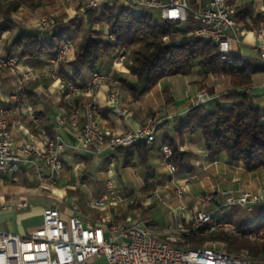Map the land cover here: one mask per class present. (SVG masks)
I'll list each match as a JSON object with an SVG mask.
<instances>
[{"label":"built area","instance_id":"2783aa9c","mask_svg":"<svg viewBox=\"0 0 264 264\" xmlns=\"http://www.w3.org/2000/svg\"><path fill=\"white\" fill-rule=\"evenodd\" d=\"M70 5V11L78 17L86 18L90 11L100 12L107 4H119L128 8L159 11L163 20L176 21L187 27L193 18L188 34L209 39L219 47L220 57L230 58L232 51L244 40L245 30L237 19L238 7L230 0H205L193 9L192 0H64ZM75 5V6H74ZM78 6V8H76ZM40 33H53L56 28L54 17L41 16L36 23ZM19 27L13 25L10 34ZM110 40L116 36L107 32ZM258 55L264 60V21L254 30L251 42ZM75 48L73 38L65 40L62 48L54 56L47 58L44 71L34 66L24 69L20 65V54L0 51V66L18 77L10 99L15 106L0 107V170L13 173L23 162L31 161L32 156L39 158L38 175L42 183L56 184L64 169L63 155L68 143L64 135L56 130L49 133L42 127V119L28 108V84L46 73L52 84L74 96H84L78 106H74L68 115L57 116V126L75 123L83 116L84 124L80 128L74 147H92L96 152L103 149L118 150L133 147L139 141L152 143L156 139L158 123L150 118L137 128L122 133H112L100 127L97 118L100 109L99 87L108 86L105 104L123 117H130L134 111L123 99V83L113 72L97 70L84 82H76L72 73H63L62 65L70 61ZM114 64L124 65L130 57L126 46L111 54ZM252 92L251 88H247ZM206 89L196 95V104H207L215 99ZM17 109H28V117L34 127L40 130L43 148L30 144L16 147L11 139L14 127H23L22 117L11 119ZM160 157L167 167L171 181L176 185V195L183 198L187 181L177 177L178 169L174 162V150L169 143H163ZM41 162V163H40ZM142 198L139 193L119 191L116 180L109 178L107 191L91 200L94 207L104 209L109 205L118 206L136 204ZM264 203V186L257 191L234 193L227 189L205 191L199 199V207L190 221L170 224L163 228L148 225L144 220L109 221L108 226L92 223L84 217L77 205L70 206L73 213L65 214L58 206H49L44 210L42 226L29 235H20L0 229V264H84L89 259L104 255L110 264H264V256L254 255L243 248L230 251L224 244L206 241L195 245L189 237L202 236L213 232H225L238 238L254 242L264 241V222L258 227L243 228L236 221L226 218L225 214L234 208L251 213L255 206ZM18 207H26L28 202L22 198ZM185 208V205H182Z\"/></svg>","mask_w":264,"mask_h":264},{"label":"crops","instance_id":"0c3cea01","mask_svg":"<svg viewBox=\"0 0 264 264\" xmlns=\"http://www.w3.org/2000/svg\"><path fill=\"white\" fill-rule=\"evenodd\" d=\"M203 1L205 0H192V8L197 9ZM245 2H247L246 5H250L249 14L243 19L240 15L242 7L237 13L238 22L245 30L242 34L244 42L236 48L241 49L245 55L258 56L251 42L256 17L261 14L262 21H264V0H246ZM23 9L28 8L22 7L20 10ZM151 14L153 18L158 16L162 20L159 11H152ZM191 21L193 23V20ZM23 28L36 30V27ZM105 30L107 32L110 30L108 25ZM51 34L45 33V39L49 40ZM14 35L10 38V30H8L0 36V51L6 54L21 53V49L13 45ZM47 58H42V63L37 65L27 63L21 58L20 65L23 69L27 66H34L44 71ZM193 69L190 74L186 75H167L151 90L137 95L123 84V99L131 105L134 111L130 117L117 115L112 107L105 104L104 98L108 89L106 84H102L98 89L100 109L97 121L104 130L122 133L139 127L150 118L158 123L156 139L152 143L147 142L151 146L147 164L141 160L135 146L118 150L103 149L98 153L92 147H74L79 130L84 124L83 116H80L75 123L62 127L57 126L56 120L60 114L68 115L69 111L74 106H78L85 97L63 92L58 84H52V80L46 73L30 82L28 84V108L42 119V127L46 131L54 133L58 130L68 143L63 155L64 169L56 184L42 183L38 175L39 158L35 155L32 156L31 161L23 162L13 173L0 170V229L20 235H29L42 226L46 207L58 206L65 214H71L73 212L70 206L74 204L84 213L87 220L92 223L98 221L97 223L104 227L108 226L109 221L130 218L131 220H144L148 225L163 228L178 221H190L199 207L201 195L206 190L227 189L240 193L257 191L263 187L264 167L248 170L243 162L232 161L226 152L211 153L205 145L201 131L192 132L186 129L183 134H180L177 130L179 125L187 121L189 109L196 105V95L202 90L198 85L202 82L212 84L216 77L199 66ZM99 70L113 72L121 81L127 79L133 83L137 82L136 77L130 72L128 62L115 66L110 54L103 58ZM73 71L71 61L62 65L63 73H73ZM221 77L224 79L225 88H208L216 98L233 89L229 78ZM17 79L18 77L10 73L7 68L0 66V107L15 106L10 99V93L15 88ZM253 79L254 85L251 88L253 99L257 105L263 106L264 72L255 74ZM221 102L224 101L221 100ZM17 111L12 114L11 119L22 117L24 126L13 128L11 133L13 144L16 147L30 144L35 148H43L44 143L40 130L34 127L28 117V109H17ZM160 129H162L161 134L158 133ZM181 138L180 150L188 154L190 162L177 173L180 180L187 181L183 198L177 197L176 185L171 181L168 169L160 157L163 143H169L168 140L178 142ZM128 158L129 164H127ZM151 173H153V178H150ZM109 178L116 180L119 191L127 194L139 193L142 198L138 199L136 204L131 205L121 203L118 206L109 205L104 209L94 207L91 200L107 191ZM22 198L27 200L28 205L20 208L17 204ZM183 204L185 208H182ZM30 207H38L37 216H33L31 211L27 210ZM225 217L236 221L243 228L258 227L264 222V203L256 205L251 213L241 212L240 208H234L228 211ZM209 241L224 244L228 249L226 241ZM261 255L264 256V254ZM84 264H110V262L106 256L100 255L89 259Z\"/></svg>","mask_w":264,"mask_h":264},{"label":"trees","instance_id":"16d2710c","mask_svg":"<svg viewBox=\"0 0 264 264\" xmlns=\"http://www.w3.org/2000/svg\"><path fill=\"white\" fill-rule=\"evenodd\" d=\"M57 1L0 0V36L13 28L12 17L21 7L37 9ZM249 8L247 4L240 12L243 19L249 14ZM95 12L90 13L89 22L92 26L106 23L116 41L110 40L101 30L85 29L84 20L75 18L68 24L58 25L49 40L45 39V33L20 27L13 37V45L21 49L20 58L37 65L42 63V58L56 55L73 32L84 31L76 57L71 62L74 68L71 78L76 82L86 81L92 72L99 70L106 55L126 46L130 50V72L137 82L127 79L122 82L135 95L151 90L167 75L190 74L195 66L207 73L227 77L233 89L207 104L192 106L187 121L177 130L180 134L186 129L201 131L211 153L226 152L232 161L243 162L248 170L264 167V105H257L253 93L247 91L254 85L253 76L264 72V60L259 55H245L241 49L235 48L229 59H222L215 42L188 34L192 21L187 27L170 20L157 22L149 10H133L116 3L107 4L100 13ZM190 17L192 20V14ZM261 18L263 16L259 14L255 22ZM168 142L174 150L177 169L183 170L190 162L188 154L180 150L182 138L178 142ZM135 147L141 160L147 164L150 144L142 140ZM189 240L195 245L208 240H223L230 251L246 248L254 255L264 254V241L254 242L225 232L205 236L193 233Z\"/></svg>","mask_w":264,"mask_h":264},{"label":"rangeland","instance_id":"374dc122","mask_svg":"<svg viewBox=\"0 0 264 264\" xmlns=\"http://www.w3.org/2000/svg\"><path fill=\"white\" fill-rule=\"evenodd\" d=\"M245 1L244 0H230V2L235 3L237 5L238 9H241V7L244 8V6L246 5L245 3H247ZM249 1H255V0H249ZM192 3L193 2L191 1V4ZM76 8H78V6ZM20 9L12 17V25H14L16 27H28V28L29 27H35L36 23H37V19L40 18L43 15H50V16L54 17L55 22H56V28L60 24H68L70 22V20H72V19H75V18H79L80 19V17H78L77 14H74V12H73L74 10L70 11V5L67 4L64 0H58L54 4H45L44 6L39 7L37 9H30V8L25 9V10L24 9L20 10ZM133 10H135V8ZM102 11H103V9H102ZM91 12H94V11H91ZM91 12L88 13L86 18L81 17V19L84 20V28L85 29L93 28V29H97L99 31L101 30L106 35L107 34V31L105 30L107 28V24L106 23L99 22V23H96L95 25L92 26V24L89 22L90 13ZM95 13H97V12H95ZM154 20L157 21V22L161 21V19L158 16H154ZM261 21H262V18L259 21H256V23L253 25V29H256ZM14 34H15V32L11 33L10 34V38H12V36ZM83 35H84V31H80V32H77V33H74V32L72 33L71 37L73 38V40L75 42V48H74L72 57L70 58L71 62L76 57V52H77V50L80 47V41H81ZM192 70H194V69H192ZM214 75L216 77L213 79V83L212 84H207L205 82H202V83H200V85H198L199 89L207 88L206 90L209 91L208 90L209 87H213V88L217 87L218 89L225 88L226 85L223 83L224 79H223V77H221L222 75H220V74H214ZM224 94L225 93L220 94L218 96V98L221 97ZM158 133L161 134L162 133V129H160ZM206 191H209V190H206ZM27 210H30L31 213L33 214V216H37L38 215V211H39L38 207H30ZM157 211H161V210H157ZM42 217H43V215H42Z\"/></svg>","mask_w":264,"mask_h":264}]
</instances>
